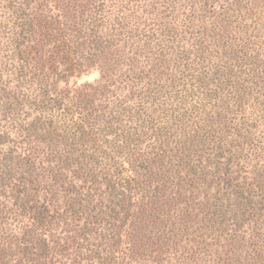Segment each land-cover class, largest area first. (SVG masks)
<instances>
[{
	"label": "trees",
	"instance_id": "16d2710c",
	"mask_svg": "<svg viewBox=\"0 0 264 264\" xmlns=\"http://www.w3.org/2000/svg\"><path fill=\"white\" fill-rule=\"evenodd\" d=\"M0 264H264V0H0Z\"/></svg>",
	"mask_w": 264,
	"mask_h": 264
},
{
	"label": "rangeland",
	"instance_id": "374dc122",
	"mask_svg": "<svg viewBox=\"0 0 264 264\" xmlns=\"http://www.w3.org/2000/svg\"><path fill=\"white\" fill-rule=\"evenodd\" d=\"M101 79V74L98 70H95L93 72H91L89 75L85 76L82 78V83H99Z\"/></svg>",
	"mask_w": 264,
	"mask_h": 264
}]
</instances>
